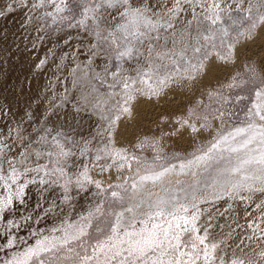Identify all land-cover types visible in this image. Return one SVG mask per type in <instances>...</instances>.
<instances>
[{"label":"snow or ice","instance_id":"obj_1","mask_svg":"<svg viewBox=\"0 0 264 264\" xmlns=\"http://www.w3.org/2000/svg\"><path fill=\"white\" fill-rule=\"evenodd\" d=\"M17 9L53 71L0 49V264H264V0Z\"/></svg>","mask_w":264,"mask_h":264},{"label":"rangeland","instance_id":"obj_2","mask_svg":"<svg viewBox=\"0 0 264 264\" xmlns=\"http://www.w3.org/2000/svg\"><path fill=\"white\" fill-rule=\"evenodd\" d=\"M7 2L9 0H0V4ZM25 20L26 13L23 9H17L0 18V37H5L0 39V49L5 50L4 56L7 60L3 68L10 77V83L23 85L25 91L31 89L33 92H39L51 78L53 69L50 62L44 69H37L35 65L45 57L47 47L50 45L45 42V44H37L33 48L30 41L34 38L35 33L32 31V25L26 26ZM8 50L11 51L10 55ZM31 197L28 204L29 210L36 200L34 191L31 193ZM78 203L85 204L86 201L79 200ZM23 213L24 210L21 209L18 215ZM26 233V228L21 230L22 235Z\"/></svg>","mask_w":264,"mask_h":264},{"label":"bare ground","instance_id":"obj_3","mask_svg":"<svg viewBox=\"0 0 264 264\" xmlns=\"http://www.w3.org/2000/svg\"><path fill=\"white\" fill-rule=\"evenodd\" d=\"M21 79V78H20Z\"/></svg>","mask_w":264,"mask_h":264}]
</instances>
